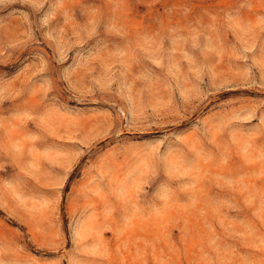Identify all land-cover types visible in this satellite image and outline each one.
<instances>
[{
  "label": "rangeland",
  "instance_id": "374dc122",
  "mask_svg": "<svg viewBox=\"0 0 264 264\" xmlns=\"http://www.w3.org/2000/svg\"><path fill=\"white\" fill-rule=\"evenodd\" d=\"M0 264H264V0H0Z\"/></svg>",
  "mask_w": 264,
  "mask_h": 264
}]
</instances>
